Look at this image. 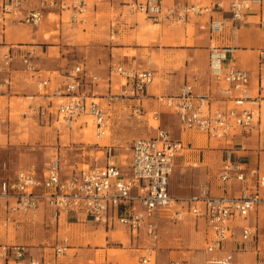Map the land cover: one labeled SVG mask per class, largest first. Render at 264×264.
I'll list each match as a JSON object with an SVG mask.
<instances>
[{"label": "built area", "instance_id": "1", "mask_svg": "<svg viewBox=\"0 0 264 264\" xmlns=\"http://www.w3.org/2000/svg\"><path fill=\"white\" fill-rule=\"evenodd\" d=\"M97 3H118L129 13H139L154 23L167 21L173 27L196 24L201 31L210 35L222 33L226 20H198L212 12L213 6L222 8V1H228L230 20L240 23L253 4L264 0H96ZM203 1H209L205 4ZM30 0H0V22L10 17H20V21L30 27H39L53 12L67 13L70 22H83L88 9V0H38L36 8L24 11ZM196 19V21H194ZM259 25L264 26V11ZM113 41L117 31L116 21L110 23ZM33 53L18 47H10L0 55V95L8 93L14 84L15 65L19 63L23 73H32L37 79L36 87L43 92L50 105L38 106L32 112L39 119L50 121L51 117L65 131L82 121L83 127L90 119L97 138L109 130L112 105L124 100L134 101V113L141 114V101L147 96V87L153 83L154 73L148 69L112 66L110 74L123 79L118 94L108 93L102 97L105 106L91 97L80 93L87 78L97 82L96 75H88L85 66H74L65 81L54 86L50 78H43L32 60ZM214 92L200 93L191 84H184L176 94L152 96L157 105L177 116L181 128L195 131L209 139L232 140L241 136L260 119V106L264 102V49L258 53V71L252 81L250 73L235 66L214 74ZM55 107L51 110L53 101ZM222 103V104H221ZM158 123L153 137H140L130 146L128 161L120 163L112 155L114 147L104 145L103 165H87L69 175L62 176L58 158L49 162L41 173L33 167L9 173L6 162L0 164V210L7 213L6 220L14 221L9 215L26 214L44 204L50 213L52 223L59 214L83 215L97 226L110 229L114 223L128 228L133 238L142 232L148 241L143 248L138 264H161L158 260L160 231L159 221L163 214L170 220L181 221L184 211L175 208L181 202L187 205L186 212L201 218L209 231L205 252L212 254L220 250L233 237V222L246 219L260 205L264 204V175L251 172L254 183L233 196L212 197L207 189L200 194L178 200L168 192L169 179L173 173L175 157L184 146L181 141H171L168 132L159 125V112H151ZM25 115V113H24ZM6 116L0 108V125ZM230 152L220 171V181L234 178L246 181V168L230 161ZM240 239L244 242L259 236L257 225H243ZM68 240L63 238L52 248H37L36 251L25 244H0V264H74L66 258ZM166 264H182L176 259ZM211 264H234L233 254L228 252Z\"/></svg>", "mask_w": 264, "mask_h": 264}, {"label": "rangeland", "instance_id": "2", "mask_svg": "<svg viewBox=\"0 0 264 264\" xmlns=\"http://www.w3.org/2000/svg\"><path fill=\"white\" fill-rule=\"evenodd\" d=\"M58 19V16L50 15L47 22L39 27L23 26L22 30L29 31L30 37L34 39L29 44L38 46L27 50L33 53V63L42 71V76L50 78L52 83L56 79L57 81L65 79L74 66L78 64L85 66L87 74L96 75L99 80L91 82L87 78L83 81L80 93L99 98L94 101L105 106L102 97L108 93L118 94L121 90L120 84L124 82L119 76L110 74L112 66L117 62L111 61L112 52L107 49L112 45L108 44L110 40L107 29H85L84 26L53 29ZM180 30L171 29V31ZM144 31L148 34L157 33L156 35H158L160 33L164 36L163 29H159L158 26L144 29ZM165 31L168 32V29ZM185 31L188 37L194 34V29L189 25ZM185 31H180L177 35L185 34ZM140 33L139 30L127 32L124 35L126 40L123 42L132 47L146 49V51L136 54V50L129 49L124 51L126 52L124 55L127 54L131 61L141 69L158 73L155 74L151 84L157 86L161 75L162 78L163 76L166 78L173 71H177L178 65L175 67L177 63L175 65L173 63L180 61L181 57L175 51L160 49V44L167 49L184 46L180 43L164 46L167 43L156 41L155 38H149L147 34L141 35ZM45 35L48 36L47 39H44ZM140 41L141 43L149 41V44H141ZM166 83L168 84V82ZM12 90L11 96L13 97L10 101L8 100L10 109L6 114L4 110L7 120L0 125V141L2 143L0 144V164L6 162L10 174L29 167H33L37 173H41L55 158H58L62 174L65 175H69L79 168H86L87 165L100 166L105 163L104 155L101 152L104 145L113 146L117 151L114 150L112 155L118 153L119 162L125 163L128 161L130 146L135 139L154 136V129L158 123L153 119L151 112L158 111L159 125L168 132L171 141L178 142L182 138L185 144L187 141L196 142L194 149H184L181 151L183 156L177 158L170 177V192L172 190L181 193L177 194L179 196L187 197L198 194L199 189L209 190L211 185L217 187L220 184L218 178L220 168L216 162L218 161L216 156L221 155L222 147L225 146L224 142L212 143V146H216L214 150L213 147L209 148V143L206 144L205 136L181 132L176 116L168 113L164 107L156 105L151 100L144 101L141 114L134 113V101L124 100L112 105L109 111L108 135L97 138L92 122H89L90 126L85 130L82 121H79L71 131L61 129L60 131L57 124L38 119L32 111L39 104H45L47 100L40 95L43 91L39 90L31 80H20ZM159 93L156 91L157 95H165ZM6 101V98H0V108L7 109L5 108ZM259 116L262 122L261 132L257 137L258 142H261L264 141V108L260 111ZM257 128L259 129V127ZM205 145L207 148L204 151H215L216 154L212 156L213 154L210 152L202 156L199 153L200 160L204 159L203 162L199 161L197 165L189 163L191 159L197 158L198 151ZM259 209L261 212L259 218L262 220L260 226H257L259 234H264V205H260ZM46 218V213L43 215L42 210H39L32 219L33 221L17 223V227L13 228V226L7 230L0 228V237L7 234L10 238V241L7 242L25 244L36 251L37 248H52L63 238L68 240V245L75 246L72 245L73 241L71 242L72 234L80 235V237L88 236V241L84 245H76L77 248H88V253H90L88 263L79 262L78 264H138V252L134 250L132 242L129 243L130 236L123 230L116 228L115 231L107 232V229L103 230L96 225H88V228L80 226L78 229V225L66 223H61L59 228L57 224L51 225ZM182 224L181 222L177 224L175 234L164 233L161 245L163 248L177 246L184 252H192L191 254L182 253L181 256H178L183 257L188 263L192 262V257L197 261H203L206 259V254L203 251L205 247L203 224L198 223L199 227L195 230L191 219L186 220V223L183 224L184 228ZM195 225L197 226V224ZM102 242L103 245H101ZM262 242H264V236H262ZM250 245L252 243L247 244V246ZM96 249L106 251H95ZM74 252L76 251H72V253ZM92 253H96L95 256ZM162 254L166 256V253Z\"/></svg>", "mask_w": 264, "mask_h": 264}, {"label": "crops", "instance_id": "3", "mask_svg": "<svg viewBox=\"0 0 264 264\" xmlns=\"http://www.w3.org/2000/svg\"><path fill=\"white\" fill-rule=\"evenodd\" d=\"M38 0H30V3L26 6H24L23 10H32L36 8ZM203 3L207 4L209 1H203ZM264 11V1L259 4H253L251 6V9L246 13L245 18L240 23H235L230 20L231 14L228 8V1H222V8L213 6L212 12L208 15L200 17L198 20L207 22L209 19H225L226 24L225 27L220 34L210 35L207 31H201L199 30V27L196 24H191V26L194 29V34H192L190 37L186 35V27H173L171 26L167 21H162L160 23L154 24L150 21H148L144 15L139 13H129L127 9L121 7L118 5V3H114L113 6L110 5L109 2H102L97 3L96 0H88V9L85 12V14L82 17L83 22H70L69 16L67 13H62L57 15V13L53 12L55 16H58L59 19L57 23L55 24V28L53 29H66L67 27H74V26H84L85 29H107L108 38L111 34L110 29V23L112 21H116L117 25V31L115 32V36L113 41L110 40L108 44L110 45L112 58L111 61H116V65H124L126 67H133V68H139L136 66L134 62L131 61V59L127 56V54L124 55V51H127L129 49L136 50V54L139 52L146 51V49H139L136 47L130 46L128 43L123 42L126 40L125 34L130 31L139 30L141 31V35L149 36V38H155L156 41H161L162 43H167L164 46H171L175 43H180L184 47H179L175 49H167L163 48L160 44V49L164 51H175V53L179 54L180 61H176L173 63L175 67H177V71H173V73L170 76H166V78H159L160 81L157 84V86L149 85L147 87V96L141 101V105L144 108V101L151 100L155 102V100L152 98V96H156V91L160 92L161 94L165 95H173L176 94L179 89L184 84H191L194 87V90L196 92L200 93H207V92H214L216 84L214 82V74L218 72L224 71L229 66H235L240 69H244L248 71L252 77V81H254V78L257 75L258 71V53L260 50L264 49V26L259 25V19L261 12ZM196 21V19L194 20ZM47 19L44 20L43 23H46ZM150 25L158 26L159 29H163L162 36L160 33L158 35L147 33L144 31V29H150ZM23 26H27L23 24L20 21V17H10L9 19H6L2 22H0V55L4 53L7 49L10 47H18L23 51L31 50L33 48H36L38 46L30 45L29 42L34 41L33 38H31V34L29 31H24L22 29ZM48 28L47 26H45ZM153 28V27H152ZM165 29H168V32L165 31ZM171 29H182L180 31L184 32L181 33L179 36L180 31H171ZM156 35V36H155ZM187 40V42H184ZM180 41V42H175ZM141 43V41H140ZM128 44V45H126ZM141 44H149V41H142ZM110 61V60H109ZM135 61V60H134ZM102 62V61H101ZM16 71L13 72L14 74V84L9 90L8 93H5L3 95H0V98H6L7 105L5 108L2 109V112L5 114L8 113L10 109V102L8 103V100L10 101L13 96V88L16 87V84L20 82V80H31L32 83L36 86L37 79L33 76L32 73H23L21 70L23 67L17 63L15 65ZM173 70L174 67H173ZM154 73V71H153ZM155 74L158 73H154ZM160 75V74H159ZM43 78H47V76L43 75ZM65 79H60L57 81L55 80L54 86L61 85ZM168 82V84L166 83ZM176 92V93H175ZM159 93V94H160ZM93 100L99 99L95 97H91ZM46 99V98H44ZM47 100V99H46ZM56 101L54 100L51 106V110L55 107ZM264 103V102H262ZM261 103L260 111H262V108H264V104ZM157 105V103L155 102ZM222 104V103H221ZM47 105H50V102L47 100L45 104H39L38 106H44L47 107ZM37 106V107H38ZM168 113L173 114L169 110L166 109ZM174 115V114H173ZM176 116V115H175ZM177 118V116H176ZM39 119V118H38ZM179 128L181 132H189V133H196L195 131H186L181 128L180 122L177 118ZM48 122V121H47ZM51 123L57 124V128L60 130L65 131L61 125H59L57 122H55V118L52 116L50 121ZM261 118L259 119V122L253 126L250 131L247 133L235 137L232 140H217V139H209L205 136L206 144L209 143V148H212L215 150L216 146H212V143H219L224 142L225 146L222 147L221 155L218 154L216 156V159H218L219 168L221 171V168L223 164L225 163L228 153L230 152V161L232 163H238L243 165L246 168V181L240 182L234 178L230 179L226 183H222L220 181V184L217 185V187H214L211 185L210 189L208 190L209 196L212 197H221V196H233L240 193V191L245 187H251L254 183V177L251 175L252 171H255L259 175H264V141L258 142V134L261 132ZM90 126V125H89ZM259 127V129L257 127ZM60 130V131H61ZM202 135V134H200ZM204 136V135H203ZM182 142V145L184 149H194L195 141H187L186 144L183 142L182 138L180 139ZM247 143V144H244ZM0 144L1 141H0ZM103 148V147H102ZM207 148L205 145L203 149L198 151L197 158L191 159L189 163H192L193 165H197V163L203 162L204 159L200 160L199 153L204 156L205 154H208L212 152V156H214L216 153L215 151H204ZM221 149V148H220ZM219 149V150H220ZM114 150H116L114 148ZM117 151V150H116ZM102 152V150H101ZM118 159L119 154L117 153L115 155ZM183 156V153L180 152L175 157V163L178 157ZM208 156V155H207ZM211 156V155H210ZM188 163V162H186ZM175 167V165H174ZM62 176H66L65 174H62ZM220 176V172H219ZM218 176V178H219ZM220 179V178H219ZM200 189L199 193L200 194ZM168 192L169 194L178 200L186 199L187 197L179 196L177 194H181L178 192H174L171 190L170 192V179L168 183ZM196 194V195H198ZM260 194L264 195V189L260 190ZM195 196V195H192ZM264 205V204H262ZM187 208V205L184 203H179L177 207L175 208L178 211H184L185 216L181 221H174L170 220L166 214H163L159 221V231H160V241L158 244L159 251H158V260L162 264H166L171 259H176L182 262V264H211V261L213 259H218L222 257L224 254L231 252L233 254V261L234 264H264V242H262V236L264 234H259L258 238L255 240L250 241H242L240 239V229L243 225H258L260 226V221L262 219L259 218L260 215V206L252 212L246 219H238L237 221L233 222V237L231 240H229L226 244L223 245V247L218 250L217 252H214L212 254L205 252V247L203 249L204 253L206 254V259L203 261H197L194 257H192V262L188 263L183 257L181 256L182 253L185 254H191L192 252L189 251H182L177 246H167L166 248H163L161 245V239L162 235L165 233L168 234H175V228L179 222L186 223L187 219L193 220V229L198 228V223L203 224V231H204V242L206 246V241L208 239L209 231L207 230V226L205 222L201 218H195L188 214L185 210ZM42 210L43 215L46 213V219L48 222L52 225L57 224L60 228L61 223H66L68 225H78L80 229V226H87L88 225H95L91 222L90 219L85 218L83 215L75 216L74 214H65L60 213L59 218L56 223H52L50 219V213L47 207L44 204H40L35 210L30 211L26 214L23 213H17L14 216L9 215V217L12 219H15L14 221H7V213L4 212V210H0V228L8 229L10 227H17V223H23V222H30L33 221L35 214ZM262 210V209H261ZM182 224L183 228L184 225ZM197 224V226L195 225ZM97 226V225H96ZM101 227V226H99ZM83 228V227H82ZM103 230V227H101ZM116 228L123 230L125 233H127L130 237L128 238L129 243L132 242L133 248L137 254V258L139 260V257L141 256L143 252V248L148 246V241L141 232L139 237L133 238L128 232V228L125 226H121L118 223H114L110 229H107V232L115 231ZM112 229V230H111ZM193 231V230H192ZM73 241L71 246L69 244V249L66 254V258L73 261L74 264H78L79 262L88 263V256L90 253H88V248H77V244L84 245L88 241V236H75L71 235ZM199 240V239H198ZM10 241L9 235H4L3 237H0V244H20V243H11L7 242ZM174 241H176V238H174ZM75 243V244H74ZM106 243V241H105ZM248 243H252V245L247 246ZM104 243L102 242L101 245ZM167 250V251H166ZM180 250V251H178ZM72 251H76L72 253ZM95 251H101L105 252L104 249H96ZM162 253H166V256ZM95 254L96 253H92ZM105 254V253H104ZM108 254V253H107ZM105 256V255H103ZM166 258V260L164 259ZM138 263V262H137Z\"/></svg>", "mask_w": 264, "mask_h": 264}, {"label": "bare ground", "instance_id": "4", "mask_svg": "<svg viewBox=\"0 0 264 264\" xmlns=\"http://www.w3.org/2000/svg\"><path fill=\"white\" fill-rule=\"evenodd\" d=\"M150 26H151V27H155V25H150ZM47 38H48V36L45 35V36H44V39H47ZM86 121H87V125L85 126L84 130H85V129H88V128H89V122H92L89 118L86 119ZM104 135H105V136L108 135V130L105 131ZM105 136H104V137H105ZM98 254H99V253H98Z\"/></svg>", "mask_w": 264, "mask_h": 264}]
</instances>
